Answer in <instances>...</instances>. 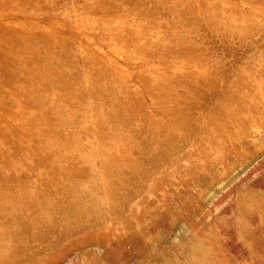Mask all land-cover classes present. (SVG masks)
<instances>
[{"label":"rangeland","instance_id":"obj_1","mask_svg":"<svg viewBox=\"0 0 264 264\" xmlns=\"http://www.w3.org/2000/svg\"><path fill=\"white\" fill-rule=\"evenodd\" d=\"M199 241L264 259V0H0V264Z\"/></svg>","mask_w":264,"mask_h":264},{"label":"bare ground","instance_id":"obj_2","mask_svg":"<svg viewBox=\"0 0 264 264\" xmlns=\"http://www.w3.org/2000/svg\"><path fill=\"white\" fill-rule=\"evenodd\" d=\"M23 42L32 44L30 40ZM236 204L241 213L240 223L242 224L246 223L250 215L259 213L258 210L261 208L258 202L249 198L239 199ZM247 261L248 264H264V259L258 256L256 250L248 252ZM184 264H239V262L236 259L228 260L225 256L218 254L211 244L199 241L190 249Z\"/></svg>","mask_w":264,"mask_h":264}]
</instances>
